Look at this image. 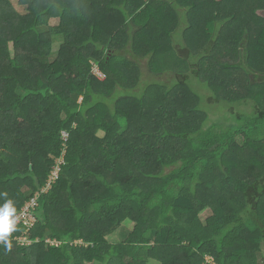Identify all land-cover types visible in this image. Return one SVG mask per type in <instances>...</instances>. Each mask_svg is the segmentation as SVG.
Wrapping results in <instances>:
<instances>
[{"label": "trees", "instance_id": "16d2710c", "mask_svg": "<svg viewBox=\"0 0 264 264\" xmlns=\"http://www.w3.org/2000/svg\"><path fill=\"white\" fill-rule=\"evenodd\" d=\"M263 2L19 0V12L0 0V205L17 214L53 179L34 226L0 243V264H264V74L246 82L244 69L247 96L235 97L241 64L217 58L230 29L220 11L249 3L228 48L248 61ZM198 43L210 44L195 57ZM249 100L237 127L210 117Z\"/></svg>", "mask_w": 264, "mask_h": 264}, {"label": "rangeland", "instance_id": "374dc122", "mask_svg": "<svg viewBox=\"0 0 264 264\" xmlns=\"http://www.w3.org/2000/svg\"><path fill=\"white\" fill-rule=\"evenodd\" d=\"M13 2V4L18 7L19 11H21V8L19 6V0H11ZM147 1V0H145ZM254 3V2H253ZM264 3V2H263ZM255 6V3H254ZM257 6V4H256ZM262 7L260 8V10L257 12L258 15L262 18H264V4L261 5ZM231 7V6H230ZM249 3H244V8L241 9L239 11V9H233L230 11H227L226 13L222 10L220 11L222 13V15H225L226 18H229L227 20V22L225 23V26L230 24V29L227 32V36L225 37H221L220 39V43L218 44V50L219 53H221L222 55H219L217 58L221 59V62H227V63H231V64H235V65H239L241 64V66L239 68L234 67L231 70L232 76L235 79V82L237 84L236 86V90L240 91L239 93H234L233 96L235 97H246L247 95H244L247 93V89L246 86L244 85V78H238L236 76H238L239 74L243 73V70H248L246 73H248L249 78L246 79V82H248L250 80L251 83H254L255 81H259L257 79H254L253 76H250V74L252 75H260L263 76L264 74V53H262L261 51L263 50V39H264V30L262 28V26H257L256 23H262L264 24V20L259 19L258 21H253V26H252V34H251V42H250V48L248 50V54H249V58L248 61L245 58V55H247V53L244 52L243 48L239 47V49L237 48L236 50H231L228 48L231 47H237L236 43H234V40L237 36L236 34V30L237 28H239V25L241 24L240 20H236L235 22V18L236 16H242L244 14H246L249 11ZM233 16L234 20L231 18ZM103 33V32H101ZM102 38L106 39V32L104 35H101ZM103 39V40H104ZM62 42L60 41H56L53 44V50L54 51H58L60 46H61ZM210 44V43H209ZM208 43L204 44L203 43H198L197 44V48L194 49V56H198L205 47L209 46ZM249 45V44H248ZM215 47V46H214ZM243 47H245V45H243ZM10 51L12 53V55H14V50L12 45L10 44L9 46ZM216 48V47H215ZM217 49V48H216ZM228 50V53H226ZM261 50V51H260ZM199 53V54H198ZM213 53V51L211 52ZM178 57V55H177ZM249 63V65H248ZM94 70H95V74L96 72H99V69L97 67V65H94ZM222 72H224L223 69H221ZM229 72V71H228ZM250 72V73H249ZM263 72V73H262ZM99 76V75H98ZM253 78V79H252ZM163 79H166V77H164ZM222 82V77L219 78V80L217 81L218 87L221 85ZM193 86H195V88L199 91L198 93L202 94L203 96H205V104L206 106H210L211 104L210 102V98H211V92L204 88L203 86H201L196 79H193L192 81ZM216 87V86H215ZM235 90V91H236ZM222 94H220L219 96H221ZM189 99L191 101L194 100L193 97H189ZM223 100V98H222ZM133 102V101H132ZM237 102V101H236ZM234 103V104H227L225 102H221L219 104H217V106L215 107H210L212 108L213 112L210 117L212 118V120L215 121H223L226 124H232L233 126H238L240 125V121L238 120L239 115L240 114H252L251 111L253 109L252 107V101L249 100V103H243L242 105L240 103ZM150 104V109H149V116H152V112H153V107H154V101L150 100L148 102ZM192 103H196L192 102ZM131 109H133V103L130 105ZM222 119V120H221ZM242 140V139H241ZM210 215H212V212L210 210H207L206 212L202 213L201 216V221L204 222ZM134 228V224L132 222H125L122 224V226L115 231V233H113L112 235H110L109 237H107V240L110 243H121L122 241L125 240L126 237H128V235L130 234V232L132 231V229ZM155 235H152V239L154 238ZM208 264H211L210 261H208ZM149 264H160L158 261H151Z\"/></svg>", "mask_w": 264, "mask_h": 264}, {"label": "built area", "instance_id": "2783aa9c", "mask_svg": "<svg viewBox=\"0 0 264 264\" xmlns=\"http://www.w3.org/2000/svg\"><path fill=\"white\" fill-rule=\"evenodd\" d=\"M96 74L100 75L99 72H96ZM68 137L69 134L67 132L62 133V138L64 141H67ZM56 164H63V160H57ZM55 169L58 170L57 167ZM51 182H53V179H50L46 186L42 188L41 191L37 192L35 196L22 208V210L16 214L18 219L17 223L15 224V228L19 225H22L23 227L27 228V230H29L34 226L36 222L35 211L37 210V207L39 205L38 201L42 195L46 194L51 189ZM18 240L22 245L30 244V241L27 237H25V235H22ZM0 243H3V241H0Z\"/></svg>", "mask_w": 264, "mask_h": 264}, {"label": "clouds", "instance_id": "9594fccd", "mask_svg": "<svg viewBox=\"0 0 264 264\" xmlns=\"http://www.w3.org/2000/svg\"><path fill=\"white\" fill-rule=\"evenodd\" d=\"M18 217L12 200H7L0 205V241L5 242L7 248L11 249L9 241L10 234L15 230Z\"/></svg>", "mask_w": 264, "mask_h": 264}, {"label": "crops", "instance_id": "0c3cea01", "mask_svg": "<svg viewBox=\"0 0 264 264\" xmlns=\"http://www.w3.org/2000/svg\"><path fill=\"white\" fill-rule=\"evenodd\" d=\"M16 7V6H15ZM17 8V10L19 9L18 7H16ZM22 9V8H21ZM23 10V9H22ZM19 11V10H18ZM20 12V11H19ZM22 13V12H21ZM52 26H54V25H57V21L56 20H52V24H51Z\"/></svg>", "mask_w": 264, "mask_h": 264}]
</instances>
